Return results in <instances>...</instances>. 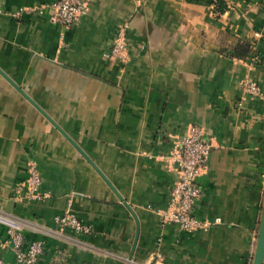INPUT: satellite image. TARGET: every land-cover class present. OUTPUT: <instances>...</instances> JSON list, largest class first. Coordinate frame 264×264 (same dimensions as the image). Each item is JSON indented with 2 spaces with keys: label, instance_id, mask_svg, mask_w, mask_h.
I'll use <instances>...</instances> for the list:
<instances>
[{
  "label": "crops",
  "instance_id": "0c3cea01",
  "mask_svg": "<svg viewBox=\"0 0 264 264\" xmlns=\"http://www.w3.org/2000/svg\"><path fill=\"white\" fill-rule=\"evenodd\" d=\"M54 1L0 0V211L29 224L23 248L43 243L36 264L250 259L264 195V0H92L71 28L47 11L15 17ZM123 28L125 60L111 62ZM241 42L249 57L228 58ZM244 80L262 96L240 101ZM191 126L211 145L194 214L221 225L185 235L164 217L171 156ZM29 164L42 202L17 199ZM66 213L90 234L60 228ZM0 258L15 264L1 226Z\"/></svg>",
  "mask_w": 264,
  "mask_h": 264
},
{
  "label": "built area",
  "instance_id": "2783aa9c",
  "mask_svg": "<svg viewBox=\"0 0 264 264\" xmlns=\"http://www.w3.org/2000/svg\"><path fill=\"white\" fill-rule=\"evenodd\" d=\"M91 3L92 0H55L52 4L33 11L20 10L15 17H20L21 13L29 12L41 15L47 11L51 24L71 28L86 14ZM125 31L126 28H123L116 34L106 53L107 60L118 63L125 60ZM238 93L240 101H243L244 98L257 99L261 97L263 90L258 84L244 80L238 88ZM238 106L241 107V102ZM210 150L211 145L207 142L203 130L198 126H191L185 136L179 140L171 156V161L176 167L177 182L171 189L164 222L174 224L185 235H194L198 232L208 233L211 228L221 225L219 219L201 220L194 214L202 195L198 177L207 165ZM41 185L42 180L38 168L35 164H29L26 182L19 186L17 199L32 202L44 201L47 194L41 191ZM55 223L60 228H70L77 234H90L87 227L68 213L56 217ZM28 225V223L0 211V226L5 228L9 236L15 264H36L43 254V243L39 241L32 242L27 248H23L22 233L25 228H28ZM153 257L157 261L161 260V256L157 252ZM251 261L250 258L243 264H252ZM0 264H4L1 258ZM262 264H264V259Z\"/></svg>",
  "mask_w": 264,
  "mask_h": 264
},
{
  "label": "water",
  "instance_id": "95a60500",
  "mask_svg": "<svg viewBox=\"0 0 264 264\" xmlns=\"http://www.w3.org/2000/svg\"><path fill=\"white\" fill-rule=\"evenodd\" d=\"M0 75H2V74L0 73ZM27 101L30 102V104H32V102L30 100H27ZM33 107L42 116H44L45 119H47L50 123H52L49 120V118L43 112H41L36 106L33 105ZM263 259H264V204H263V209H262V215H261L260 225H259V229H258L257 236H256V243H255V248H254V254H253V257H252V264H262L263 263Z\"/></svg>",
  "mask_w": 264,
  "mask_h": 264
},
{
  "label": "trees",
  "instance_id": "16d2710c",
  "mask_svg": "<svg viewBox=\"0 0 264 264\" xmlns=\"http://www.w3.org/2000/svg\"><path fill=\"white\" fill-rule=\"evenodd\" d=\"M221 8L219 9V12L224 11L221 4H218ZM250 46L249 44L245 42H241L237 44L235 47H233L231 50L227 51V56L230 59H236V60H245L250 55Z\"/></svg>",
  "mask_w": 264,
  "mask_h": 264
},
{
  "label": "rangeland",
  "instance_id": "374dc122",
  "mask_svg": "<svg viewBox=\"0 0 264 264\" xmlns=\"http://www.w3.org/2000/svg\"><path fill=\"white\" fill-rule=\"evenodd\" d=\"M260 204H261V207H260V209H259L258 227H257L256 230H255V236H257V232H258L259 225H260V220H261V215H262V209H263V204H264V195L262 196V200H261ZM254 243H256V241H255ZM253 254H254V252H252V255H251L250 258L253 257ZM251 262H252V261H251Z\"/></svg>",
  "mask_w": 264,
  "mask_h": 264
}]
</instances>
